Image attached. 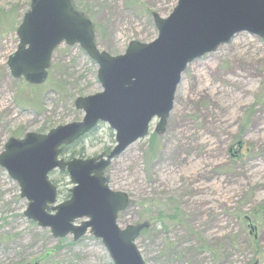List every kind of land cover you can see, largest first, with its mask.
I'll use <instances>...</instances> for the list:
<instances>
[{"label": "rangeland", "instance_id": "rangeland-1", "mask_svg": "<svg viewBox=\"0 0 264 264\" xmlns=\"http://www.w3.org/2000/svg\"><path fill=\"white\" fill-rule=\"evenodd\" d=\"M71 1L93 23L99 49L114 57L132 42H154L153 15L168 18L178 4ZM31 3L0 0V155L11 139L81 122L76 101L103 92L99 66L79 45L55 50L41 86L12 76L8 61ZM158 122L105 171L110 188L129 197L121 228L148 226L136 241L146 264H264V39L239 34L189 65L164 133ZM115 146V131L99 123L59 159H98ZM49 178L57 204L69 200L67 173ZM27 207L19 184L0 167V264H113L101 240L90 233L55 239L25 217Z\"/></svg>", "mask_w": 264, "mask_h": 264}, {"label": "water", "instance_id": "water-1", "mask_svg": "<svg viewBox=\"0 0 264 264\" xmlns=\"http://www.w3.org/2000/svg\"><path fill=\"white\" fill-rule=\"evenodd\" d=\"M153 19L158 30L154 42H132L124 55L113 57L99 49L93 23L71 0H32L18 29V50L8 61L12 76L33 86L47 81L52 56L62 44L79 45L99 66L103 92L76 101L84 119L45 135L11 139L0 155V167L19 184L29 220L50 229L55 239L73 235L78 241L90 233L102 241L113 264H146L136 241L148 226L121 228L119 215L129 197L110 188L105 171L130 146L147 138L155 119L156 131H166L189 65L239 34L264 39V0H178L168 18L155 13ZM100 122L116 132L110 154L59 159L62 147L75 144ZM57 169L67 171L74 184L70 200L59 205L58 189L49 179Z\"/></svg>", "mask_w": 264, "mask_h": 264}, {"label": "bare ground", "instance_id": "bare-ground-1", "mask_svg": "<svg viewBox=\"0 0 264 264\" xmlns=\"http://www.w3.org/2000/svg\"><path fill=\"white\" fill-rule=\"evenodd\" d=\"M237 86H238V87L240 86L241 88H243V86H242L241 83H237ZM243 89H244V88H243ZM244 90H245V89H244ZM244 90H241L240 93H242V94H246V92H249V90H247V89H246V91H244Z\"/></svg>", "mask_w": 264, "mask_h": 264}, {"label": "flooded vegetation", "instance_id": "flooded-vegetation-1", "mask_svg": "<svg viewBox=\"0 0 264 264\" xmlns=\"http://www.w3.org/2000/svg\"><path fill=\"white\" fill-rule=\"evenodd\" d=\"M48 76H49V72H48ZM244 144V143H243ZM239 146H240V149H242V143H239ZM35 263H39L40 264V262L39 261H36V262H34V263H32V264H35ZM29 264V263H28Z\"/></svg>", "mask_w": 264, "mask_h": 264}]
</instances>
